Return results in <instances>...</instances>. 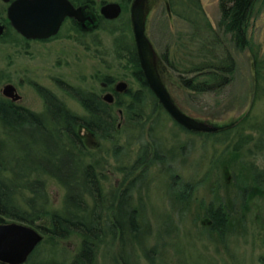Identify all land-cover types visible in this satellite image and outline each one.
<instances>
[{"label": "rangeland", "instance_id": "1", "mask_svg": "<svg viewBox=\"0 0 264 264\" xmlns=\"http://www.w3.org/2000/svg\"><path fill=\"white\" fill-rule=\"evenodd\" d=\"M200 1L237 63L228 86L203 93L185 90L181 81L197 74L183 78V74L167 65L166 58L173 61L177 56L183 57L184 69L192 68L191 59L186 56V45L193 40L194 28L183 16L193 14L186 5H179L182 0H175L174 7L170 4V14L164 0L154 1L150 37L170 69L168 86L183 110L195 118L221 124L246 121L240 132H244V140H250L249 144L236 151L238 132L235 137L231 135L230 140L221 137L217 141L219 137L209 138L181 130L182 127L163 113L153 136L168 154V161L154 165L152 176L149 174L140 181L144 190L141 198L139 193L133 195L134 207L145 216L139 219L142 234L136 238L130 236L123 246L118 239L113 246L107 242L106 247L99 249L95 264H123L121 255L130 264H264V186L256 179L257 173L264 170V152L258 148L264 127V79L258 90L256 78V58L264 60V0L256 6L247 34L249 45L243 48L219 27V0ZM111 2L121 3L120 0L107 3ZM129 8L130 5L127 10L123 9V21H129L131 28ZM105 29L101 27L82 37L71 32L69 23L62 29L61 36L51 42H33L20 50L0 45V99L4 98V86L13 83L23 96L22 104L40 112V98L30 85L38 82L57 92L72 111L84 115L77 102L63 95L55 83L56 78L76 89L98 94L102 92L101 82L105 76L114 77L116 82H127L130 88L136 89L137 83L129 72L112 66L107 53L112 43ZM77 39H82L86 45H81ZM149 129L148 125L142 141L134 140L131 131L123 132L118 146L124 148L123 153L101 141L97 156L108 159L104 171L107 182L103 184L106 196H112L122 181L123 175L118 169L131 167L138 158L142 142H152ZM48 147L52 150L53 144ZM32 151H39L38 146L34 145ZM162 168L167 169L166 176L162 175ZM186 185L189 192L184 190ZM47 193L50 202L47 210L60 211L65 190L50 179ZM180 196L188 200L182 204ZM214 209L225 213L226 220L211 227L204 221ZM80 243L76 237L56 240L54 246L43 241L28 264H72Z\"/></svg>", "mask_w": 264, "mask_h": 264}, {"label": "trees", "instance_id": "2", "mask_svg": "<svg viewBox=\"0 0 264 264\" xmlns=\"http://www.w3.org/2000/svg\"><path fill=\"white\" fill-rule=\"evenodd\" d=\"M70 1L93 18L96 30L106 28L112 43L108 49L110 53L107 52L113 61L112 66L116 70L129 72L136 81L137 88H131L129 94L117 98L115 106L104 103L93 91L74 88L71 94L83 108L84 115L72 111L61 101H49L46 110L41 115H36L16 111L15 107L9 109L5 106V100L0 99V219L40 229L45 236L44 242L53 246L56 240L79 238L80 248L72 264H95L99 249L107 246V242L113 246L118 233V241L122 246L130 236L136 238L142 234L138 211L133 204L134 196L139 193V198L142 197L144 190L140 181L146 179L149 173L153 174V171L150 172L153 166L168 161V154L163 152L161 144L153 136L161 115H167V112L148 87L129 21H123L124 13L118 20L108 21L99 14V8L108 0ZM120 1L124 10L132 2ZM259 2L260 0H219V27L241 48L249 45L247 34ZM171 5H176L175 0H171ZM179 5H186L188 12L193 14L191 17L183 16L194 28L193 40L186 45V56L191 59L189 65L192 68L184 69L183 57L177 56L173 61L166 58L167 65L174 72L183 74V78L187 74H197L181 81L184 88L194 93L214 91L229 85L237 63L225 41L207 18L201 1L182 0ZM1 8L0 4V15ZM69 23L71 32L82 37L90 34L74 21H66L63 28ZM60 36L59 34L57 38ZM77 41L86 45L82 39ZM263 72L264 60L256 58L258 90L262 88ZM198 76L203 78L198 79ZM115 80L109 76L105 79L110 85ZM120 107L124 108L122 115L116 110ZM245 122L217 135H198L219 137L217 141L223 137L227 141L238 132L239 140L235 145L237 151L250 141L244 140V132H240ZM148 125V136L152 142H142L138 158L131 167L118 169L123 175L120 193L116 190L112 196H106L103 184L107 182L104 171L108 159L97 156L101 150V141L123 153L124 148L118 147L122 133L131 131L134 140L142 141ZM181 130L193 133L183 128ZM260 134L262 136L258 148L264 152V127ZM50 143L53 144L52 150L48 147ZM34 145L39 149L36 153L32 151ZM137 170L140 172L133 177ZM256 176L264 186V170ZM50 179L65 190L63 208L56 212L47 210L50 204L47 181ZM184 190L189 192V186L186 185ZM116 200L120 201L117 207ZM180 200L186 202L188 199L180 196ZM212 217L218 225L223 223L225 215L219 211ZM121 258L123 264H130L122 255Z\"/></svg>", "mask_w": 264, "mask_h": 264}, {"label": "water", "instance_id": "3", "mask_svg": "<svg viewBox=\"0 0 264 264\" xmlns=\"http://www.w3.org/2000/svg\"><path fill=\"white\" fill-rule=\"evenodd\" d=\"M154 1L156 0H132L129 8L133 38L149 89L172 120L189 132L217 134L236 127L241 120L221 124L195 118L183 110L172 95L168 86L171 81L170 69L162 61L150 37V16ZM164 1L170 14L171 3ZM85 14L82 8L75 7L70 0H15L8 10L12 26L28 40L56 37L67 19H74L84 27L87 23L93 25L95 22L92 17H86ZM122 14L123 6L118 2L106 3L100 9V15L108 21H116ZM3 34L4 27L0 23V36ZM128 88L126 82H120L116 86L120 93L127 92ZM15 92L12 85L3 89L5 97L17 101L19 96ZM104 99L108 103L114 100L111 94H106ZM43 241L44 236L35 227L0 219V264H26Z\"/></svg>", "mask_w": 264, "mask_h": 264}, {"label": "flooded vegetation", "instance_id": "4", "mask_svg": "<svg viewBox=\"0 0 264 264\" xmlns=\"http://www.w3.org/2000/svg\"><path fill=\"white\" fill-rule=\"evenodd\" d=\"M15 0H0V4L2 5V14L0 15V23L1 25L4 27V34L0 36V45L1 46H5V47H10V48H16L17 50H20V49H25L27 48V45H30L31 43L35 42V43H42V42H51L53 41L54 39H56L59 34L56 36V37H53V38H50L48 40H28L26 39L25 37H23L22 35H20L15 29L14 27L12 26V23L11 21L9 20V17H8V10H9V7L11 6V4L14 2ZM86 15V14H85ZM86 17H91V16H88L86 15ZM93 19V18H92ZM74 21L76 23H78L76 20L74 19H67L66 21ZM65 21V23H66ZM64 23V24H65ZM80 24V23H79ZM82 25V24H81ZM82 30L83 31H87V32H91L93 30H96V25L93 24H89L87 23L86 26L84 27L83 25L81 26ZM18 54H21V53H18ZM11 58V57H10ZM106 79V76L104 77V81L101 82V90L102 92L101 93H96V95L104 102V103H107L109 105H112V106H115V104L117 103V98H119L120 96H125L127 94H129L130 92V84L128 83V91L127 92H123V93H120L116 90V86L118 84V82H123V81H114L111 85L109 83H107L105 81ZM55 83L57 85V87H59L63 93V95L66 97V98H70L72 100H74L75 102H77L75 100V98L72 96L71 94V90H73L75 87L74 86H71L68 82H65V81H62L58 78L55 79ZM127 83V82H126ZM230 84V83H229ZM7 85H12L15 87L16 89V92L15 94L19 96V99L17 101L13 100L12 98H8V97H5L4 95V100L6 102V107L7 108H11V107H15L17 108L16 111H21V112H24V113H33V114H36V115H41L47 108L48 106V103L49 101L52 102V101H56L57 103L59 101L62 102V104H64L65 106L68 107L67 103L60 97V95L55 92L54 90L48 88V87H45L43 85H41L40 83L38 82H31L30 85L32 86V88L34 89V91L36 92L37 96L40 98V102H41V106H42V109L40 112H37V111H34L30 108H28L27 106L23 105L22 104V101H23V96L20 94L19 90H18V87H16L13 83H7L5 86ZM4 86V87H5ZM228 86V85H227ZM149 87V86H148ZM226 87V86H225ZM4 89V88H3ZM83 89V88H82ZM85 91H88V92H91L90 90H87V89H84ZM136 90V89H134ZM151 91V90H150ZM3 93V91H2ZM106 94H111L113 96V102L112 103H108L105 101L104 97ZM133 94V93H132ZM126 98V97H125ZM78 103V102H77ZM79 104V103H78ZM80 105V104H79ZM150 106V103L147 104V107L149 108ZM69 108V107H68ZM70 109V108H69ZM117 112L119 113V115H122V112L124 110V108L120 107V108H117L116 109ZM10 122V121H8ZM181 127V126H180ZM184 129V128H183ZM225 132V131H224ZM222 133V132H220ZM220 133H217V134H220ZM217 134H213V135H217ZM154 169V168H153ZM153 169H151V171H153ZM157 169V168H156ZM162 175L166 176L164 173L167 171L166 168H162ZM150 171V172H151ZM140 170H137L135 173H139ZM257 173V172H256ZM150 174V173H149ZM148 174V175H149ZM152 176V174H151ZM117 192L120 193L121 191V187L120 185L117 187ZM118 196V194H117ZM111 202V200H109ZM107 202V201H106ZM182 204H184L185 202L181 201ZM120 204V201L119 200H116L115 201V207H117L118 205ZM144 206V205H142ZM141 207V206H140ZM136 208V207H135ZM142 208V207H141ZM229 208H231V206H229ZM137 209V208H136ZM219 209H222V208H219ZM231 210V209H230ZM139 211V210H138ZM220 212L222 213V211L220 210ZM219 213V210H212L210 212V214H208V218H207V221H204V223L208 222V224L213 227L215 226L216 227V221L214 220V218L212 217L213 214H217ZM222 215H225V213ZM138 216H139V219H145V216H143V214L141 215L139 212H138ZM226 216V215H225ZM226 220V219H225ZM263 223H264V218H263ZM214 227V228H215ZM37 229V228H36ZM40 231V229H38ZM40 233L44 236V234L40 231ZM118 235V238L119 239V236H120V233L117 234ZM45 238V236H44ZM106 247V246H105ZM38 249V248H37ZM36 249V250H37ZM33 255V254H32ZM31 258V257H30ZM30 260V259H29ZM115 263H116V259H114ZM29 262V261H28ZM28 262L26 264H28Z\"/></svg>", "mask_w": 264, "mask_h": 264}, {"label": "bare ground", "instance_id": "5", "mask_svg": "<svg viewBox=\"0 0 264 264\" xmlns=\"http://www.w3.org/2000/svg\"><path fill=\"white\" fill-rule=\"evenodd\" d=\"M168 114V113H167ZM172 119V118H171ZM177 124V123H176ZM178 125V124H177Z\"/></svg>", "mask_w": 264, "mask_h": 264}]
</instances>
